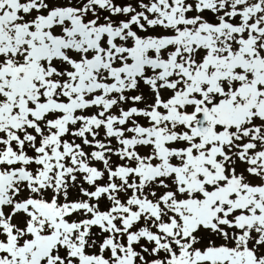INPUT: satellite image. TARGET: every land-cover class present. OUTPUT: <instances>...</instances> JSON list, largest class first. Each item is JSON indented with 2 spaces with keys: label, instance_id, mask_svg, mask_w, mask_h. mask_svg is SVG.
<instances>
[{
  "label": "snow or ice",
  "instance_id": "6c2138e0",
  "mask_svg": "<svg viewBox=\"0 0 264 264\" xmlns=\"http://www.w3.org/2000/svg\"><path fill=\"white\" fill-rule=\"evenodd\" d=\"M0 264H264V0H0Z\"/></svg>",
  "mask_w": 264,
  "mask_h": 264
}]
</instances>
